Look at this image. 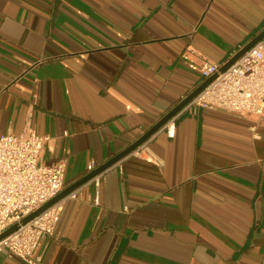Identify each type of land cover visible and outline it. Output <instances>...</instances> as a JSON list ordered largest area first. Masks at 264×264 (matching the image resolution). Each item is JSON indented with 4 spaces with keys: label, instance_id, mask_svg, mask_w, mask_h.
I'll return each instance as SVG.
<instances>
[{
    "label": "crops",
    "instance_id": "crops-1",
    "mask_svg": "<svg viewBox=\"0 0 264 264\" xmlns=\"http://www.w3.org/2000/svg\"><path fill=\"white\" fill-rule=\"evenodd\" d=\"M263 29L264 0H0V134L48 135L65 188L203 81L183 53L224 63ZM169 121L66 200L40 264H264V117Z\"/></svg>",
    "mask_w": 264,
    "mask_h": 264
},
{
    "label": "built area",
    "instance_id": "built-area-1",
    "mask_svg": "<svg viewBox=\"0 0 264 264\" xmlns=\"http://www.w3.org/2000/svg\"><path fill=\"white\" fill-rule=\"evenodd\" d=\"M182 58L201 73L203 80L214 78L180 111L194 112L204 107L239 117H264V36L223 71L225 62H214L192 52L183 53ZM165 128L168 135L173 134L170 121ZM48 140V135L34 130L0 134V234L17 225L0 239V253L25 264H40L36 255L39 241L54 236L66 200L76 199L80 191L79 187L74 189L22 223L25 216L64 188L65 161L47 164L42 160ZM92 168L90 165L89 170ZM93 180L98 185V175Z\"/></svg>",
    "mask_w": 264,
    "mask_h": 264
},
{
    "label": "water",
    "instance_id": "water-1",
    "mask_svg": "<svg viewBox=\"0 0 264 264\" xmlns=\"http://www.w3.org/2000/svg\"><path fill=\"white\" fill-rule=\"evenodd\" d=\"M264 36V29L261 30L255 37H253L246 45H244L241 49H239L236 53H234L221 67V71L228 68L233 62H235L245 51L251 48L257 41H259ZM214 76L204 79L197 87H195L186 97H184L181 101H179L168 113H166L161 119H159L152 127H150L144 134L138 137L135 141L130 143L125 149L111 157L109 160L101 164L96 169L90 171L89 173L85 174L72 184L68 185L67 187L63 188L55 197L51 198L45 204H43L40 208L35 210L34 212L28 214L22 219V223L27 222L32 217L37 215L42 210L46 209L50 205H52L57 200L61 199L74 189L80 187L82 184L86 183L88 180L93 178L94 176L98 175L100 172L106 170L115 162L120 160L121 158L125 157L126 155L133 152L137 149L140 145H142L152 134H154L158 129H160L167 121H169L172 117H174L202 88H204ZM17 228L16 224L11 225L8 229L3 231L0 234V239L10 234Z\"/></svg>",
    "mask_w": 264,
    "mask_h": 264
}]
</instances>
